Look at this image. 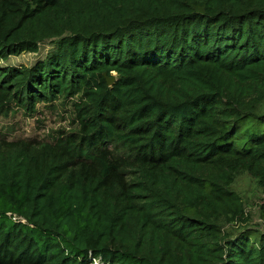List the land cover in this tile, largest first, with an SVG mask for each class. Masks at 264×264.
<instances>
[{"label": "trees", "instance_id": "trees-1", "mask_svg": "<svg viewBox=\"0 0 264 264\" xmlns=\"http://www.w3.org/2000/svg\"><path fill=\"white\" fill-rule=\"evenodd\" d=\"M75 98L74 135L0 141V264H264L232 188L264 194V133L237 140L264 108V0H0V114Z\"/></svg>", "mask_w": 264, "mask_h": 264}, {"label": "rangeland", "instance_id": "rangeland-1", "mask_svg": "<svg viewBox=\"0 0 264 264\" xmlns=\"http://www.w3.org/2000/svg\"><path fill=\"white\" fill-rule=\"evenodd\" d=\"M55 50L52 42L41 45L37 54L25 53L18 57H11L3 66L33 67L43 61ZM113 75L116 76L115 73ZM79 98L58 100L53 103L39 104L35 114L26 115L23 111L14 109L8 115L0 114V141L7 143H21L23 146L31 144L35 148L42 145L52 146L60 138L74 135L79 129L77 122V106ZM264 115H256L247 120L237 137L241 143L248 139V133H264V119L258 118ZM239 143V142H238ZM243 146V145H240ZM233 190L242 196L246 203L248 215L251 217L250 226L260 231L264 230L261 207L264 206V194L259 188L258 182L250 175L242 173L236 177ZM98 264V262L94 263Z\"/></svg>", "mask_w": 264, "mask_h": 264}, {"label": "water", "instance_id": "water-1", "mask_svg": "<svg viewBox=\"0 0 264 264\" xmlns=\"http://www.w3.org/2000/svg\"><path fill=\"white\" fill-rule=\"evenodd\" d=\"M113 75V74H112ZM104 77L107 81V85L109 87H112L114 85V83L116 82V77L115 75H113L112 77H108L106 74H104Z\"/></svg>", "mask_w": 264, "mask_h": 264}]
</instances>
